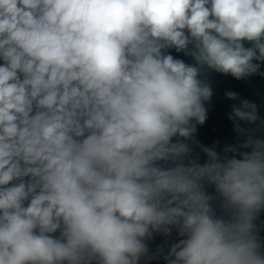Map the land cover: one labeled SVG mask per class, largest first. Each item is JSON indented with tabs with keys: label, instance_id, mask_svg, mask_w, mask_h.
<instances>
[{
	"label": "clouds",
	"instance_id": "9594fccd",
	"mask_svg": "<svg viewBox=\"0 0 264 264\" xmlns=\"http://www.w3.org/2000/svg\"><path fill=\"white\" fill-rule=\"evenodd\" d=\"M264 0H0V264H264Z\"/></svg>",
	"mask_w": 264,
	"mask_h": 264
},
{
	"label": "water",
	"instance_id": "95a60500",
	"mask_svg": "<svg viewBox=\"0 0 264 264\" xmlns=\"http://www.w3.org/2000/svg\"><path fill=\"white\" fill-rule=\"evenodd\" d=\"M216 85V94L213 99V106L206 127L203 129L202 139L210 142L215 136L220 135L224 128L228 127L227 121L224 119V113L230 110L231 101L223 97V92L234 90L240 93L242 98L257 100L260 99V93L264 92V82L258 78L252 80L250 84L238 83L230 78L216 75L214 77Z\"/></svg>",
	"mask_w": 264,
	"mask_h": 264
}]
</instances>
